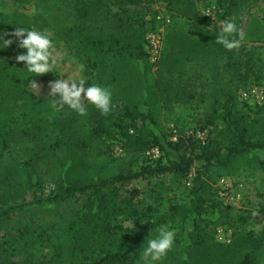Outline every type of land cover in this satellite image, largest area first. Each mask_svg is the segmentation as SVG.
I'll return each instance as SVG.
<instances>
[{"label":"rangeland","instance_id":"374dc122","mask_svg":"<svg viewBox=\"0 0 264 264\" xmlns=\"http://www.w3.org/2000/svg\"><path fill=\"white\" fill-rule=\"evenodd\" d=\"M235 2L229 14L226 8L219 9L218 0H185L180 4H167L162 0H0V33L5 39L13 40L8 47L4 45V48H0V63L11 62L16 64L15 68L26 67V62L15 59L26 50L18 47V38L13 33L18 27L35 26L47 31L54 42L52 52L58 57L54 80L67 79L68 76L83 78L78 66L83 64L85 69L86 55L82 42L76 41L72 33L82 29L85 33L103 36L108 38L111 51L96 58L98 65L91 75L92 82L109 87L113 97L119 98L121 106L136 104L144 112L151 111L158 127L170 139L194 136L204 144L211 131L214 133L221 129V126H207L212 88L232 90L240 104V113L244 114L248 112L242 106L246 102L242 97L243 92L253 87L264 90V0ZM76 4L83 10L76 11ZM226 13V19L234 20L244 37L239 40L237 36L239 44L232 49L239 56L235 59V70L227 65L226 55L221 58L218 54L220 60L214 72L211 58L207 61L205 56H197L196 51H192L190 59H187L186 52L180 50L178 38L174 42L166 39L170 31L189 33L196 38L199 29L214 30L213 27L220 26L219 21L225 20ZM205 17L210 18L211 24L204 20ZM51 28L56 30V34ZM152 34L163 38L158 51L149 49L148 38ZM139 39L145 48L141 60L128 53V43ZM116 41L121 44L118 46ZM178 56L182 58L181 61L177 59ZM248 60H252L251 70H248ZM247 71L249 76L246 79L244 74ZM50 82L39 79L36 83L40 87L34 89L31 84L29 90L36 95L49 94ZM10 94L15 96V92L11 91ZM189 94H194V97L187 102ZM0 100L3 110L13 108L14 100L7 99V90L2 92ZM93 109L94 106L88 105L89 111ZM258 114L248 116L252 119L261 115ZM91 125V120L78 116L71 130L62 136V142L83 155L96 156L97 151L86 145L79 135L81 126ZM50 139L27 141L15 138L10 150L19 156H38L49 148L55 154H60L61 145L56 143L51 146ZM157 150L156 146H152L142 156L131 159L115 146L110 155L101 157L105 164L102 175H116L124 166L137 170L144 164L155 165L160 157ZM258 151L264 160V150ZM201 164V161L196 162L189 176L167 173L126 184L122 189L123 194L130 189L143 192L139 199L147 211V217L142 221L152 222L154 228L145 231L137 228L134 221L117 218L112 222L111 231L125 235L128 241L144 242L147 238L155 237L161 225H169L177 232L180 222L177 215H172L173 208L191 202V180ZM36 168L40 181L38 193L47 199L58 192L57 170L52 163L45 161H37ZM253 169H257L258 173L253 171L248 173L249 176L240 178L243 181L239 183L244 184L241 198H233L228 187L218 179L207 182L211 193L214 195L215 190L230 211L228 222L231 226L220 224L214 229V239L221 244H229L237 235L259 234L263 228L264 168L257 164ZM4 177L5 174L0 171V178ZM7 188L15 202L22 206L5 222L8 233L4 239L9 240L15 248L18 259L24 264H41L43 260L66 254L69 240L81 226L73 224L72 219L85 202V196L77 195L70 201H58L52 208L43 207L44 202L30 205L34 198L33 191L18 176L7 179ZM6 191L0 186V196H4ZM0 235L3 232L0 231ZM134 264H141V261Z\"/></svg>","mask_w":264,"mask_h":264},{"label":"trees","instance_id":"16d2710c","mask_svg":"<svg viewBox=\"0 0 264 264\" xmlns=\"http://www.w3.org/2000/svg\"><path fill=\"white\" fill-rule=\"evenodd\" d=\"M162 1L180 4L185 0ZM218 2L219 9L224 7L228 13L236 3L235 0ZM74 9L83 10L78 4L74 5ZM227 16L226 13L224 21L230 20L226 19ZM204 20L211 24L209 17ZM213 29H199L196 38L189 33L170 31L166 39L174 42L178 38L180 50L186 52L187 59H190L192 51H196L197 56H205L207 61L211 58L214 61V72L222 55L227 56L229 68L235 70V59L239 57L236 50H227L216 43L220 26ZM51 30L56 34V30ZM72 35L76 41L82 42L86 55L83 78L92 83L91 75L98 65L96 58L111 51L108 38L92 32L85 33L82 29H76ZM116 44L119 46L121 43L116 41ZM144 52L140 39L128 43V53L137 60H141ZM177 59L181 61L182 58L178 56ZM250 63L252 60H248V70L253 68ZM15 65L11 62L0 63V97L7 90V99L14 100L11 110L0 108V171L5 174L4 178H0V186L7 189L5 195L0 196V231L3 232L0 235V264H24L18 259L9 240L4 239L8 233L6 220L22 207L8 192V178L18 176L27 183L34 196L30 205L44 202L43 207L53 208L58 201H70L77 195L86 198L72 219L73 224L81 226L69 240L66 254H58L43 260L41 264H134L140 261L139 249L144 241H128L125 235L112 232V222L123 218L134 221L137 228L145 231L153 229L154 224L148 220L142 221L147 217V211L139 199L143 192L130 189L123 194V187L132 180L155 175L172 173L189 176L198 161L202 164L191 180V202L173 208L172 215L178 216L180 228L173 250L161 264H264V225L259 234L237 235L229 244L215 241L214 229L218 225L231 226L228 222L230 211L215 194V190L214 195L211 193L208 185V180L216 181L224 174H235L241 161L249 164L248 168H252L254 162L264 168V160L255 153L264 150V103L243 102L242 106L248 114L240 113V104L232 90L212 88L207 126H221V129L214 133L211 131L202 144L194 136L170 139L158 127L151 111L144 112L136 104L121 106L119 98L113 97L115 107L110 114L103 115L96 108L88 110L85 118L91 120L92 125L80 127L79 135L84 143L97 151L96 156H88L62 142V136L71 130L79 115L66 106L56 110L52 107L49 94L36 95L29 90L31 80L54 81V73L32 76L26 67L15 68ZM248 74V71L245 72L244 78L247 79ZM11 91L15 92V96L10 94ZM193 97L194 94H189L187 102ZM251 113L261 115L250 119L248 115ZM48 137L51 138V146L56 143L61 145L60 154H55L49 148L38 156H19L10 150V144L15 138L28 141ZM115 146L131 159L142 156L149 148L156 146L160 157L155 165L144 164L137 170L124 166L118 174L103 177L105 164L101 157L110 155ZM37 161L50 162L57 170L58 192L47 199L38 193L40 181ZM262 211L264 213V206Z\"/></svg>","mask_w":264,"mask_h":264},{"label":"clouds","instance_id":"9594fccd","mask_svg":"<svg viewBox=\"0 0 264 264\" xmlns=\"http://www.w3.org/2000/svg\"><path fill=\"white\" fill-rule=\"evenodd\" d=\"M220 31L216 43L225 49L231 50L238 46L239 40L244 37L234 20L219 21ZM18 38V47L26 52L18 54L15 59L19 62H26L27 72L32 76L53 72L58 65V57L53 55L54 42L50 34L36 28L35 26L18 27L13 33ZM13 43L12 39H5L0 33V48L8 47ZM83 72L84 65L78 66ZM31 76V77H32ZM32 87L40 86L31 80ZM50 100L52 107L56 110L65 106L71 112L85 117L88 114V105L94 106L103 115L111 113L115 107L113 93L109 87L101 86L95 82L89 83L87 78L67 79L60 78L50 82ZM87 101V103H85ZM177 232L169 225H161L157 229V235L147 238L139 249L141 264H161L168 253L173 250L176 244Z\"/></svg>","mask_w":264,"mask_h":264},{"label":"built area","instance_id":"2783aa9c","mask_svg":"<svg viewBox=\"0 0 264 264\" xmlns=\"http://www.w3.org/2000/svg\"><path fill=\"white\" fill-rule=\"evenodd\" d=\"M163 38L158 37L156 34H152L148 38V44L149 49L151 51H158V49L161 47V42ZM242 97L244 100L249 101L253 104H263L264 103V90L259 87H253L245 90L242 94ZM157 153L160 154L159 149L157 150ZM228 187L227 190H230L233 198H241L244 195V184L239 183L237 187L235 185H226ZM223 231V230H222Z\"/></svg>","mask_w":264,"mask_h":264},{"label":"crops","instance_id":"0c3cea01","mask_svg":"<svg viewBox=\"0 0 264 264\" xmlns=\"http://www.w3.org/2000/svg\"><path fill=\"white\" fill-rule=\"evenodd\" d=\"M255 153H256V155L258 157H260V151L257 150ZM260 159H262V158L260 157ZM248 165L249 164H247L246 162L241 161L240 164L238 165V167L235 170V174H233V175L224 174L221 177H219L218 180L220 181V183H224L225 186L227 184H229V185H237L240 181H243L242 179H240L242 176H244V177L245 176H249L248 173H250V172L253 173V171H255L254 173H256V172L258 173L257 169H255V170L253 169V166H256V162H254L251 165L252 168H248ZM254 175H252V176L255 177ZM241 183H243V182H241Z\"/></svg>","mask_w":264,"mask_h":264}]
</instances>
